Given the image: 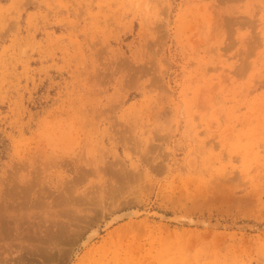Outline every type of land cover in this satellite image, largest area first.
I'll return each instance as SVG.
<instances>
[{
    "label": "rangeland",
    "instance_id": "1",
    "mask_svg": "<svg viewBox=\"0 0 264 264\" xmlns=\"http://www.w3.org/2000/svg\"><path fill=\"white\" fill-rule=\"evenodd\" d=\"M0 264H264V0H0Z\"/></svg>",
    "mask_w": 264,
    "mask_h": 264
},
{
    "label": "bare ground",
    "instance_id": "2",
    "mask_svg": "<svg viewBox=\"0 0 264 264\" xmlns=\"http://www.w3.org/2000/svg\"><path fill=\"white\" fill-rule=\"evenodd\" d=\"M93 234H94V233H93ZM93 234H92V235H93ZM92 235H91V236H92ZM86 237H88V235H87ZM90 238H91V237H90ZM85 240H86V239H85Z\"/></svg>",
    "mask_w": 264,
    "mask_h": 264
}]
</instances>
